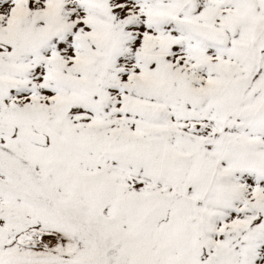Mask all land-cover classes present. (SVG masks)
<instances>
[{
  "label": "snow or ice",
  "instance_id": "6c2138e0",
  "mask_svg": "<svg viewBox=\"0 0 264 264\" xmlns=\"http://www.w3.org/2000/svg\"><path fill=\"white\" fill-rule=\"evenodd\" d=\"M0 264H264V0H0Z\"/></svg>",
  "mask_w": 264,
  "mask_h": 264
}]
</instances>
